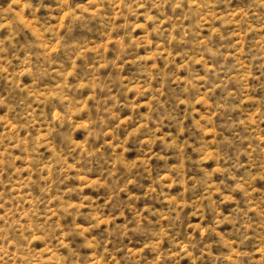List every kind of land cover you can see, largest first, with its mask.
<instances>
[{"label":"rangeland","instance_id":"rangeland-1","mask_svg":"<svg viewBox=\"0 0 264 264\" xmlns=\"http://www.w3.org/2000/svg\"><path fill=\"white\" fill-rule=\"evenodd\" d=\"M0 264H264V0H0Z\"/></svg>","mask_w":264,"mask_h":264}]
</instances>
